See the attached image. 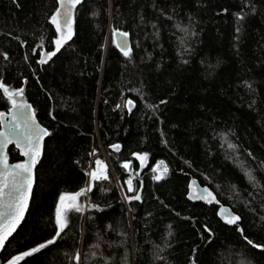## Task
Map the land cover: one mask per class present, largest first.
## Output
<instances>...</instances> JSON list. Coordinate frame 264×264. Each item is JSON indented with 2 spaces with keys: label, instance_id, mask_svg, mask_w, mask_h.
<instances>
[{
  "label": "trees",
  "instance_id": "1",
  "mask_svg": "<svg viewBox=\"0 0 264 264\" xmlns=\"http://www.w3.org/2000/svg\"><path fill=\"white\" fill-rule=\"evenodd\" d=\"M57 7L0 0V80L23 89L49 131L27 215L0 264L55 235L61 193L85 188L97 158L108 180L93 181L77 199L83 211L65 209L61 235L20 264H77V253L78 264H264V247L247 243L264 245V0H84L72 40L38 63L55 48ZM117 31L131 37L128 57ZM9 107L0 92V112ZM9 153L21 158L14 146ZM133 153L147 154L143 167ZM126 161V197L138 191L139 200L118 186L132 178ZM158 161L169 170L157 180ZM191 178L240 221L190 201Z\"/></svg>",
  "mask_w": 264,
  "mask_h": 264
},
{
  "label": "snow or ice",
  "instance_id": "2",
  "mask_svg": "<svg viewBox=\"0 0 264 264\" xmlns=\"http://www.w3.org/2000/svg\"><path fill=\"white\" fill-rule=\"evenodd\" d=\"M80 3L81 0H57L59 6L49 17V21L55 26L57 34L52 41L55 48L53 51L42 53L38 63H46L45 56L49 58L52 57L71 39L72 13L73 9ZM113 35L115 36L116 33H113ZM120 35L126 37L128 33H120ZM113 42L115 43V40H113ZM117 47L120 48L125 57L130 55L131 50L127 47L126 43L117 44ZM0 92L3 93V97L7 100V103L11 105L6 113L0 112V249H3L5 247V241L16 231V226L20 223L24 216V211L28 206V192L32 187V170L36 161L40 158L41 141L49 133L47 129L42 128L36 122L31 106L22 100L18 101L15 99L17 96H23L22 88L10 90L3 81L0 80ZM132 106L133 101L127 100L125 107L131 111ZM13 143L15 148L19 150L20 155L25 157V159L15 164H10L9 154L6 149L9 144ZM110 147L114 150H119V145L113 144L110 145ZM229 147L232 148L234 146L229 144ZM92 154H95V149ZM133 155L140 160L141 167H143L147 159V154L133 153ZM94 163L95 167H93L90 172L86 173L90 179L86 183L85 188H81L76 193H61L59 202L56 206L55 235L27 251L12 256L5 261V264H20V261L24 260L25 257L32 256L34 253L46 248V246L53 244L68 224L65 218V209L71 208L76 212L83 211V207L77 202L78 197L83 195L86 191H91L93 181L108 180L107 166L104 162L97 158ZM129 163L131 162L124 163L123 167L127 169ZM159 163L163 162L161 161ZM164 172H167L166 167ZM245 174L248 176L249 181L253 182V186H255V178L251 176L250 172H246ZM160 178L159 175L154 177V179L157 180ZM125 183L128 186L127 191L133 192L134 188L131 176ZM204 192L206 195H201L197 198L205 199L208 203L215 201L216 198L211 192L207 189H205ZM190 198L192 197L190 196ZM66 199L70 200L71 203L65 204L64 202ZM125 199L139 200L140 194L137 191L134 195L127 196ZM89 207H96V205H89ZM218 215L228 224H235L240 219L239 216L232 215L223 207H221ZM245 239L247 238L245 237ZM247 243L257 248L264 247V245H254L252 240H247ZM73 258L78 264L79 253Z\"/></svg>",
  "mask_w": 264,
  "mask_h": 264
},
{
  "label": "water",
  "instance_id": "3",
  "mask_svg": "<svg viewBox=\"0 0 264 264\" xmlns=\"http://www.w3.org/2000/svg\"><path fill=\"white\" fill-rule=\"evenodd\" d=\"M83 1H84V0H81V3H83ZM81 3L78 4V5L73 9V13H72V37H71V39L68 40L66 43H69V42L72 40V38H73V36H74V34H75V23H76V22H75V18H76V12H77L78 7L81 5ZM58 6H59V5H58ZM53 26H54V25H53ZM54 28H55V26H54ZM120 33H124V32H120V31H117V32H116V35H115V42H116V44L126 43V44H127V47L130 48V46H131V37H130L129 35H127L126 37H125V36H122V35H120ZM108 41H109V38H108L107 42H108ZM66 43H65V44H66ZM65 44H64V45H65ZM64 45H63V46H64ZM63 46L60 48V50L63 48ZM53 50H54V49H53ZM53 50H51V51H53ZM60 50H59V51H60ZM59 51H58V52H59ZM47 52H50V51L43 50V51L41 52V55H42V53H47ZM58 52H56L55 55H56ZM55 55H53V56L50 57V58L45 56L44 58L46 59V62H47L48 60L52 59ZM40 59H41V56H40ZM15 99L18 100V101H21V100H22V101L26 102L28 105H30V106H31L32 113H33L34 116H35L36 122H37L42 128L47 129V128H46L45 126H43V125L39 122V120L37 119V117H36V115H35V113H34V110H33V107H32V105H31V103L26 99V97L24 96V94H23L22 97H21V96H17V97H15ZM5 113H6V112H5ZM47 130H48V129H47ZM48 133H49V131H48ZM47 137H48V135L45 136V137L43 138V140L41 141L40 158L36 161L35 166L33 167V170H32V181H31V183H32V187H31V190L28 192V206H27V208H26L25 211H24V216H23V218L21 219L20 223L16 226V231L18 230V228H19V226L21 225V223L24 221V219H25V217H26V215H27V212H28V209H29L30 203H31V199H32V195H33V191H34V187H35V183H36V169H37V164L41 161V159H42V157H43V153H44L45 143H46V139H47ZM11 146H14V147H15L14 143H13V144H9L8 147H7V149H6V151H7L8 154H9V163H10V164H15V163H17V162H19V161L25 159V157H23V156L20 155L21 158H20L19 160H17V161H11V157H10V153H9V148H10ZM17 150H18V149H17ZM18 151H19V150H18ZM19 154H20V153H19ZM139 174H141V171H139ZM190 185H191V187H190ZM205 189H207L209 192H211V193L213 194V196H215L216 199H215V201H213L212 203H208L205 199H199V198H197V197H199V196H201V195H206V193L204 192ZM190 196H191L192 198H190ZM188 199H189L190 201H192V202H203V203H205V204H218V203H219V200H218V198H217L216 193H215V192H214L209 186L200 184V182H199L197 179H195V178H191V179H190V182H189V191H188ZM221 207L227 209L232 215L239 216V215H238L237 213H235V212L232 210V208H231L230 206H228V205H222V206H220L219 209H218V213L220 212ZM218 216H219V218L222 220L223 223L228 224V223L225 222L224 219L221 218L220 215H218ZM239 217H240V216H239ZM239 221H240V219H239L237 222H239ZM228 225H232V224H228ZM16 231H15V232H16ZM15 232H14L12 235H14ZM11 237H12V236H10V237L8 238L7 241H5V246H6L7 242L9 241V239H10ZM3 249H4V248H3ZM3 249H0V254L2 253Z\"/></svg>",
  "mask_w": 264,
  "mask_h": 264
},
{
  "label": "rangeland",
  "instance_id": "4",
  "mask_svg": "<svg viewBox=\"0 0 264 264\" xmlns=\"http://www.w3.org/2000/svg\"><path fill=\"white\" fill-rule=\"evenodd\" d=\"M107 44V43H106ZM159 162H161V161H158L153 167H152V169H151V175H152V177L154 178L155 176H157V175H161L160 177L162 178V177H164L165 175H166V173L168 172H164V169H165V167L167 168V170H169V167L167 166V164L164 162V161H162L163 163H159ZM126 163V162H125ZM123 165H124V163H123ZM130 164H129V166H128V168H127V170L130 172ZM131 173V172H130ZM132 174V173H131ZM134 178V174H132V179ZM133 183V182H132ZM122 183H120V181H118V186H119V188H120V185H121ZM127 187V185H125V188ZM134 187V186H133ZM127 189V188H126ZM120 191H121V189H120ZM121 193L123 194L124 192H122L121 191ZM126 194V193H125ZM124 196V198L126 197V195H123Z\"/></svg>",
  "mask_w": 264,
  "mask_h": 264
},
{
  "label": "bare ground",
  "instance_id": "5",
  "mask_svg": "<svg viewBox=\"0 0 264 264\" xmlns=\"http://www.w3.org/2000/svg\"><path fill=\"white\" fill-rule=\"evenodd\" d=\"M107 43H108V42H107ZM126 162H129V161H126ZM123 163H125V162H123ZM129 164H130V163H129ZM122 165H123V164H122ZM167 171H168V170H167ZM126 185H127V184H126ZM127 187H128V186H127ZM127 187H126V188H127ZM126 188H125L122 184L120 185V189H121V191L124 192L123 195H126V194H125V193H126ZM216 205H219V207L222 206L220 203H218V204H216ZM219 207H218V209H219ZM232 210H233V209H232ZM235 213H236V212H235ZM217 214H218V210H217ZM218 217H219V216H218ZM221 221H222V220H221ZM236 223H237V222H236ZM12 236H13V235H12Z\"/></svg>",
  "mask_w": 264,
  "mask_h": 264
},
{
  "label": "built area",
  "instance_id": "6",
  "mask_svg": "<svg viewBox=\"0 0 264 264\" xmlns=\"http://www.w3.org/2000/svg\"><path fill=\"white\" fill-rule=\"evenodd\" d=\"M161 175H162V174H161ZM161 175H160V176H161Z\"/></svg>",
  "mask_w": 264,
  "mask_h": 264
}]
</instances>
